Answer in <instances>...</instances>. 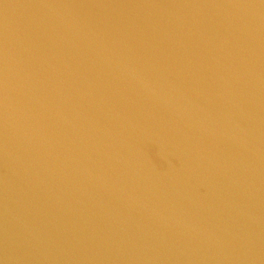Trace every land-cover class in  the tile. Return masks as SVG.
Returning <instances> with one entry per match:
<instances>
[{
	"label": "water",
	"instance_id": "water-1",
	"mask_svg": "<svg viewBox=\"0 0 264 264\" xmlns=\"http://www.w3.org/2000/svg\"><path fill=\"white\" fill-rule=\"evenodd\" d=\"M0 264H264V0H0Z\"/></svg>",
	"mask_w": 264,
	"mask_h": 264
}]
</instances>
